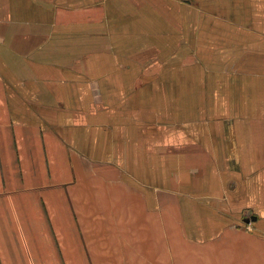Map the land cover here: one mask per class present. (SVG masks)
Wrapping results in <instances>:
<instances>
[{"label": "crops", "instance_id": "crops-1", "mask_svg": "<svg viewBox=\"0 0 264 264\" xmlns=\"http://www.w3.org/2000/svg\"><path fill=\"white\" fill-rule=\"evenodd\" d=\"M0 252L264 264V0H0Z\"/></svg>", "mask_w": 264, "mask_h": 264}, {"label": "rangeland", "instance_id": "rangeland-1", "mask_svg": "<svg viewBox=\"0 0 264 264\" xmlns=\"http://www.w3.org/2000/svg\"><path fill=\"white\" fill-rule=\"evenodd\" d=\"M101 230V233L103 236L107 235L108 232V228L106 225V222H104V226H102L101 228H98ZM53 237V236H52ZM58 237V239H61L63 236H59L57 235L56 238ZM68 240V237L65 241ZM21 243V242H20ZM18 244V247H24L25 250H27V247L29 245H25V244ZM66 246H71V245H66V244H60L58 246V251H23V250H14L13 251V255L14 258H24V259H28L30 261L35 260V259H41V258H59V259H72V260H81L82 258H84L86 256V258H90L91 256L97 258V259H107L108 257L110 259H114V260H118L120 259V257H123V255L126 257L128 254L130 256L133 255V252H119V251H112L110 250L109 252L104 251L102 249V245H100V247L98 248L97 246L91 251V252H84L81 250H76V249H65ZM77 245L72 243V247H75ZM123 254V255H122ZM0 257H2V252H0ZM139 260V259H137ZM33 264V263H31ZM122 264H133L132 260H129L127 263H122Z\"/></svg>", "mask_w": 264, "mask_h": 264}]
</instances>
